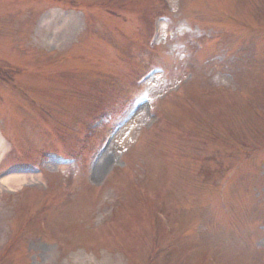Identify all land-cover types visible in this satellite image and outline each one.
Listing matches in <instances>:
<instances>
[{
  "label": "rangeland",
  "instance_id": "374dc122",
  "mask_svg": "<svg viewBox=\"0 0 264 264\" xmlns=\"http://www.w3.org/2000/svg\"><path fill=\"white\" fill-rule=\"evenodd\" d=\"M0 142V264H264V0H0Z\"/></svg>",
  "mask_w": 264,
  "mask_h": 264
},
{
  "label": "bare ground",
  "instance_id": "6f19581e",
  "mask_svg": "<svg viewBox=\"0 0 264 264\" xmlns=\"http://www.w3.org/2000/svg\"><path fill=\"white\" fill-rule=\"evenodd\" d=\"M68 24V23H67ZM62 31L61 27H57L55 33L52 36H56L58 34H60ZM2 143L0 142V148L2 147L1 145ZM1 150V149H0ZM17 175L14 174H8L5 177L0 178V185L4 186L5 188H7L9 190V192L13 191L11 188H20V186L22 184H25L28 179L31 180H42V173L40 172V174L34 176V175H18V173H16ZM10 188V189H9Z\"/></svg>",
  "mask_w": 264,
  "mask_h": 264
}]
</instances>
